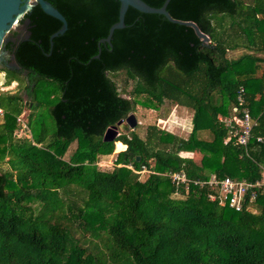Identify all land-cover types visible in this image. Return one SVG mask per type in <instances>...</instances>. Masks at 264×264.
Listing matches in <instances>:
<instances>
[{
    "label": "trees",
    "instance_id": "obj_1",
    "mask_svg": "<svg viewBox=\"0 0 264 264\" xmlns=\"http://www.w3.org/2000/svg\"><path fill=\"white\" fill-rule=\"evenodd\" d=\"M47 1L66 30L50 43L61 22L35 4L24 14L29 35L4 45L18 67L0 65L3 84L17 83L0 91V264H264V190L236 211L200 183L210 174L255 179L264 166V0H169L168 13L196 23L207 42L129 6L100 52L118 0ZM240 39L248 51L229 55ZM46 84L55 94L51 132L34 123ZM163 104L191 112L185 135L138 123L137 106ZM236 106L255 119L246 149L220 120L239 115ZM27 107L23 127L17 117ZM129 114L135 126L104 140ZM141 165L150 172L140 178ZM179 171L186 182L172 181Z\"/></svg>",
    "mask_w": 264,
    "mask_h": 264
},
{
    "label": "built area",
    "instance_id": "obj_2",
    "mask_svg": "<svg viewBox=\"0 0 264 264\" xmlns=\"http://www.w3.org/2000/svg\"><path fill=\"white\" fill-rule=\"evenodd\" d=\"M16 22V21H15ZM243 87L237 91L236 102L238 105L244 103ZM233 111L240 114H233L229 117L220 118L228 127L229 132L236 138L238 144L246 149L250 139L251 129L255 125V119L252 117L247 107H234ZM3 110L0 107V115ZM17 121L25 127V121L22 120L21 115L17 117ZM260 140V138H259ZM247 153V152H246ZM129 169H134L130 164L127 165ZM137 172L141 177L149 173V169L145 165H141ZM172 181L175 183H184L187 181L186 175L183 171L173 172L170 174ZM202 185L206 184L210 188L209 198L216 201L221 206H228L236 211L243 208L246 202H252L256 199L258 193L264 190V166L259 165V176L255 179H237L230 176H218L210 174L207 181L200 182Z\"/></svg>",
    "mask_w": 264,
    "mask_h": 264
},
{
    "label": "water",
    "instance_id": "obj_3",
    "mask_svg": "<svg viewBox=\"0 0 264 264\" xmlns=\"http://www.w3.org/2000/svg\"><path fill=\"white\" fill-rule=\"evenodd\" d=\"M118 1H119L118 20L109 27L107 36L100 38L98 40L97 42L98 52H100V43L102 42L109 43L113 31L115 29H120L124 27V15L129 6L144 13L162 14L170 22L190 26L194 29L196 35L205 42H207L209 38L206 34L200 31L196 23H194L193 21L180 20L172 17L166 10V6L169 0H165L160 7L150 6L142 0H118ZM35 4H38L44 13L61 22L60 28L50 35L49 37L50 43L53 37L62 34L66 30L67 24L64 16L55 7H53L52 4L47 0H0V48H2V44L4 45L5 43L6 34H8L11 28H13V26L18 23V20ZM11 55L14 59V65L18 67L13 54ZM98 55L99 54L94 55V58H97ZM135 124H136L135 116L133 114H129L125 119H120L117 121L116 124L109 126L104 133L103 139L113 140L118 135L119 130L128 131L130 128L134 127Z\"/></svg>",
    "mask_w": 264,
    "mask_h": 264
},
{
    "label": "rangeland",
    "instance_id": "obj_4",
    "mask_svg": "<svg viewBox=\"0 0 264 264\" xmlns=\"http://www.w3.org/2000/svg\"><path fill=\"white\" fill-rule=\"evenodd\" d=\"M24 26L18 22L16 25L13 26V28H11V30L8 32V34H6L5 37V41L7 40L8 37L11 36V34L13 32H17L20 35H24L26 34L25 32V28H23ZM239 42L242 43V45L234 50L229 51V55H237L241 52L244 51H248L246 48V41L244 39H240ZM8 61L9 65L13 64V57L11 54L7 53L6 51H3V44H2V48H0V62L1 61ZM3 72L0 71V91H14L16 89V81H12L9 85H4L3 81H4V76H3ZM116 80L118 81L119 85H121V91H125V93H123V96L128 97V94L126 92L129 91L131 83L128 82L127 84V78L124 76V74L122 72L118 73L117 75H115ZM36 101L33 103L34 105H37V103L39 102V105L36 106L34 109H36L35 112V117H34V123H39L41 120H43L44 122L47 123V125H49V131H52L53 128V124L48 112V108L49 106L52 105L53 102V97L51 96H55L54 94V89L53 86L51 87V85H47L42 88V89H37L36 90ZM138 108L136 109V112H134V115L136 116V118L138 119V123L141 120V127L144 126L145 123H152L155 122L156 124H158L161 128H165L166 130H169L170 132L176 133V134H182L185 135L188 130H182L179 126V123H181L182 121L186 120V119H190L191 118V114L188 112V110L180 108V107H175L173 105H168V104H163L161 105V107L157 110L154 109H146V108H142L140 106H137ZM167 108H169L168 114H162L163 112H165V110H167ZM186 110V111H185ZM31 112L30 107H27L24 109L23 113L21 114V118L22 120H24L26 122V118H28V114ZM140 118V120H139ZM35 127V130L37 129V125L34 124L33 125ZM39 129V127H38ZM121 131V130H120ZM141 132V131H140ZM118 148H116L115 145V151L114 152H118L117 151ZM181 155L184 156H192V153H188V152H182ZM98 168L100 169H105V170H109L110 166H105L103 164H99Z\"/></svg>",
    "mask_w": 264,
    "mask_h": 264
},
{
    "label": "flooded vegetation",
    "instance_id": "obj_5",
    "mask_svg": "<svg viewBox=\"0 0 264 264\" xmlns=\"http://www.w3.org/2000/svg\"><path fill=\"white\" fill-rule=\"evenodd\" d=\"M18 22H20V23L24 26L23 28H25V32H26V34H24V35H20V34L17 33V32H13V33L11 34V36L7 38V40L5 41V43L8 42V41L16 42V43H17L18 41H20V40L23 39V38H26V37L29 35V33H28V31H27V25H28V22H29L28 18L24 17V15H23V16L18 20ZM5 43H4V45H5ZM4 45H3V51H6L7 53L11 54L10 52H8V51L5 49ZM13 61H14V59H13ZM0 65H1V66H5V67H8V68H11V69L16 68V66L14 65V62H13L12 65H9V62H8V61L6 62V61H4V60L0 62ZM16 85H17V83H16Z\"/></svg>",
    "mask_w": 264,
    "mask_h": 264
},
{
    "label": "crops",
    "instance_id": "obj_6",
    "mask_svg": "<svg viewBox=\"0 0 264 264\" xmlns=\"http://www.w3.org/2000/svg\"><path fill=\"white\" fill-rule=\"evenodd\" d=\"M186 111V110H185ZM189 112V111H188ZM191 114V112H189ZM192 116V114H191ZM179 126L182 130H189L190 129V126H191V118L190 119H186L184 121H182L181 123H179ZM124 144V143H123ZM125 148V144H124V147L122 146V148L120 150H123ZM120 150H117V151H120Z\"/></svg>",
    "mask_w": 264,
    "mask_h": 264
},
{
    "label": "bare ground",
    "instance_id": "obj_7",
    "mask_svg": "<svg viewBox=\"0 0 264 264\" xmlns=\"http://www.w3.org/2000/svg\"><path fill=\"white\" fill-rule=\"evenodd\" d=\"M116 148H118L117 150H120L122 147L121 146H116Z\"/></svg>",
    "mask_w": 264,
    "mask_h": 264
}]
</instances>
